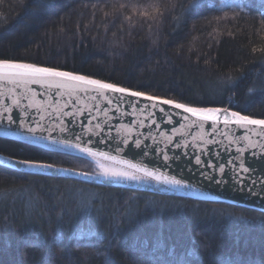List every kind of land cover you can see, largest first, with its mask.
<instances>
[{
    "label": "trees",
    "instance_id": "obj_1",
    "mask_svg": "<svg viewBox=\"0 0 264 264\" xmlns=\"http://www.w3.org/2000/svg\"><path fill=\"white\" fill-rule=\"evenodd\" d=\"M219 2L194 9V0H0V59L264 119V0H247L246 11L219 10ZM0 154L98 172L86 158L11 139L0 138ZM49 259L264 264V213L0 165V264Z\"/></svg>",
    "mask_w": 264,
    "mask_h": 264
},
{
    "label": "water",
    "instance_id": "obj_2",
    "mask_svg": "<svg viewBox=\"0 0 264 264\" xmlns=\"http://www.w3.org/2000/svg\"><path fill=\"white\" fill-rule=\"evenodd\" d=\"M57 82L58 78L42 84L0 79V138L140 176L143 174L135 173L127 164L151 170H157V166L161 174L175 175L187 186L173 187L151 178L104 182L92 179L99 177L95 174L55 167L50 168L53 172L26 170L18 160L1 154L0 165L31 174L69 177L264 213V127L236 124L229 110L221 111L215 120H203L144 98L99 91L73 81H63V86L57 87ZM225 118L229 123H224ZM134 141H139L140 147ZM85 148L96 155L82 152ZM163 154L176 159H170L165 167ZM197 157L202 161L199 165ZM221 166L223 172L219 171ZM202 173L212 179H205ZM220 179L226 183H215Z\"/></svg>",
    "mask_w": 264,
    "mask_h": 264
},
{
    "label": "snow or ice",
    "instance_id": "obj_3",
    "mask_svg": "<svg viewBox=\"0 0 264 264\" xmlns=\"http://www.w3.org/2000/svg\"><path fill=\"white\" fill-rule=\"evenodd\" d=\"M203 6L202 0H194V3L192 7L194 9L199 8ZM8 78H15L19 81H23L25 83H46L49 81L50 78H58L57 87H62L63 81H73L77 82L80 85H88L92 88L99 90V91H112L114 93H121V94H127L131 97H137V98H144L149 101L153 102H159L164 105H170L173 106L175 109H182L184 113H190L192 116H199L203 120H215L217 119V114H219L221 111L227 112L226 109L222 110L220 108H198V107H190L183 103H177L170 99H161L160 97L156 96H149L146 95L144 92L141 91H132L125 87L117 86L114 83H108L101 81L99 79H93L86 75L82 74H76L71 71H63L58 68L53 67H44V66H37L36 64L31 63H22V62H13L7 59H0V79H8ZM163 111V109H161ZM231 117L235 118L236 124H247V125H257L264 127V119H254L246 115H241L240 112H231ZM12 118L9 117V120ZM224 123H229V120L225 118ZM79 138V137H77ZM134 144L136 147H140L139 141H134ZM82 152H86L89 155H96V153L92 152L91 149H81ZM144 155L147 156L148 152L145 151ZM164 166L168 167V161L170 159H176V157H169L166 154H163L162 156ZM111 159H115V157H111ZM20 164H24L28 166L29 168H41V169H50L53 168V165L51 163H42L38 161H31V160H21L18 161ZM202 161L199 157L196 158V164H201ZM127 167L130 169H134L135 173H142L143 176L136 175L133 172L129 171H123V170H105L101 173L102 176L106 178H117V179H124V180H132V181H139L142 178H151L152 180H155L158 183H164L173 187H184L187 186L182 179H177L175 175L169 176L161 174L158 170L157 166H154L157 168V170H151L147 167H141L137 164H131L128 163ZM220 172H223L224 169L221 166L219 169ZM245 172L249 171V168H244ZM202 175L205 176V179H212V177L208 176L206 173H202ZM215 183L221 184L226 183L223 179L215 180ZM255 183V181H253ZM96 212L99 213L100 210L96 209ZM91 219V217H88ZM119 223V221H116ZM64 229H59L52 237L53 244L60 246L63 244V241L61 239V234L63 233ZM82 235L85 234L84 232L81 233ZM86 234L90 236H95L99 238L100 232L98 230H93L92 228H88L86 230ZM43 243V242H41ZM67 247L66 245L64 246ZM41 264H45V262L42 260ZM47 264H51V260L49 259L47 261ZM108 264H111V260L109 259Z\"/></svg>",
    "mask_w": 264,
    "mask_h": 264
},
{
    "label": "rangeland",
    "instance_id": "obj_4",
    "mask_svg": "<svg viewBox=\"0 0 264 264\" xmlns=\"http://www.w3.org/2000/svg\"><path fill=\"white\" fill-rule=\"evenodd\" d=\"M215 8L219 10L230 8V9H238V10L246 11L247 10V0H220L219 4L215 6ZM97 169H98V172L96 176H101L100 169L98 167Z\"/></svg>",
    "mask_w": 264,
    "mask_h": 264
},
{
    "label": "bare ground",
    "instance_id": "obj_5",
    "mask_svg": "<svg viewBox=\"0 0 264 264\" xmlns=\"http://www.w3.org/2000/svg\"><path fill=\"white\" fill-rule=\"evenodd\" d=\"M97 165V164H96ZM97 167L100 169V172L102 173L105 170H117L115 168H112L110 166H106V165H97ZM21 168L26 169V170H37L39 169V171L42 172H53L54 170L51 169H41V168H29L26 165L21 166ZM100 173V174H101ZM96 175V174H95ZM92 179H96V180H100V181H104V182H130V180H124V179H117V178H106L104 176H99V177H92Z\"/></svg>",
    "mask_w": 264,
    "mask_h": 264
}]
</instances>
